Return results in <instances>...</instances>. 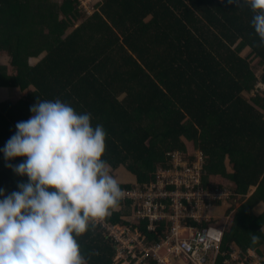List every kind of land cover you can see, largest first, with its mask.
<instances>
[{"label": "trees", "instance_id": "trees-1", "mask_svg": "<svg viewBox=\"0 0 264 264\" xmlns=\"http://www.w3.org/2000/svg\"><path fill=\"white\" fill-rule=\"evenodd\" d=\"M79 5L0 0V54L9 61L0 65V92L32 89L0 101V189L10 195L28 182L6 166L26 157L6 162L2 151L16 124L38 101L59 99L78 114L91 113L93 128L103 126L110 172L121 167L135 177L120 188L152 182L170 165V152L201 150L204 185L221 187L226 179L241 196L224 247L252 250L264 264V211H254L264 204V94L248 97L264 84L256 13L227 0H103L85 17ZM76 239L86 264L114 263L98 225Z\"/></svg>", "mask_w": 264, "mask_h": 264}, {"label": "clouds", "instance_id": "clouds-1", "mask_svg": "<svg viewBox=\"0 0 264 264\" xmlns=\"http://www.w3.org/2000/svg\"><path fill=\"white\" fill-rule=\"evenodd\" d=\"M227 2L256 13L252 27L264 45V0ZM30 111L2 149L6 162L26 157L6 166L28 182L10 195L0 189V264H86L76 237L109 217L124 196L102 159L106 132L93 128L91 113L59 99Z\"/></svg>", "mask_w": 264, "mask_h": 264}, {"label": "built area", "instance_id": "built-area-1", "mask_svg": "<svg viewBox=\"0 0 264 264\" xmlns=\"http://www.w3.org/2000/svg\"><path fill=\"white\" fill-rule=\"evenodd\" d=\"M261 93L258 82L249 95ZM168 155L170 165L158 169L152 182L121 188L124 196L112 211L120 214L118 221L105 218L98 225L114 249L113 264H262L251 250L224 247L226 225L219 227L213 212L219 205L232 209L241 196L230 184L204 185V153Z\"/></svg>", "mask_w": 264, "mask_h": 264}, {"label": "rangeland", "instance_id": "rangeland-1", "mask_svg": "<svg viewBox=\"0 0 264 264\" xmlns=\"http://www.w3.org/2000/svg\"><path fill=\"white\" fill-rule=\"evenodd\" d=\"M102 1L103 0H80V5L78 7H80L81 10L84 12L85 17H89L91 14H93L94 11H96V9L99 8V6L102 3ZM248 53H249L248 51H245L244 52L245 55H247ZM42 55L43 54H41V56L38 57V58H36L35 60L40 59L42 57ZM8 62H9L8 61V58L5 55L0 54V65L8 66ZM30 63H32V62H30ZM253 64H254V67H255L256 74L259 75L260 74L261 67L257 65V61L255 59L253 61ZM30 90H32V89L30 88L29 90L20 92L17 89H11L9 91L10 92V97L12 98V96H14L13 100H15L16 98L25 96V94L27 92H29ZM15 92H16V94H15ZM256 95H262V93L261 94H256ZM251 96L252 95H249L248 97H251ZM110 174L118 181L119 184L128 183V181H130L129 180L130 178L128 176H130L131 174L129 172H127L126 170H124L123 168H121V167L118 168L117 170H115L114 172H110ZM119 176H123V178L120 179V180H118ZM226 184H228V183H226ZM253 192H254V190H252L251 193H253ZM217 208L218 207H216L214 209V212L213 213L215 214V212H216L217 213L216 215L222 217L223 209H217ZM223 224H224V222H223Z\"/></svg>", "mask_w": 264, "mask_h": 264}, {"label": "crops", "instance_id": "crops-1", "mask_svg": "<svg viewBox=\"0 0 264 264\" xmlns=\"http://www.w3.org/2000/svg\"><path fill=\"white\" fill-rule=\"evenodd\" d=\"M245 51H248L249 53L247 54V55H249L250 54V51L248 50V49H245ZM245 51H243V55L244 56H247V55H245L244 54V52ZM19 91V90H18ZM15 94H16V92H15ZM25 96H26V94H25ZM23 97V96H22ZM13 98H14V96H12V98L10 97V92L8 91V90H2L1 92H0V101H3V100H13ZM21 97H19V98H16L15 100H17V99H20ZM196 150V149H195ZM129 178V180L130 181H133L134 179H135V177L133 176V175H130V176H128ZM129 182V181H128ZM224 183H229L228 181H226V179H224ZM252 192V191H251ZM238 206V205H237ZM233 208V207H232ZM217 209H223V214H222V217L221 216H218V215H216L217 213L215 212V216L218 218V221L219 222H224V224L226 225L227 223H228V219H226L229 215H230V212L231 211H235V208H233V209H228L226 206H223V205H219L218 206V208ZM217 211V210H216ZM255 214L256 215H258V214H260V213H262L263 211H264V204L263 203H259V204H257L256 206H255ZM262 230H263V233H264V226H263V228H262ZM234 246H236V245H234ZM236 247H238V246H236Z\"/></svg>", "mask_w": 264, "mask_h": 264}]
</instances>
